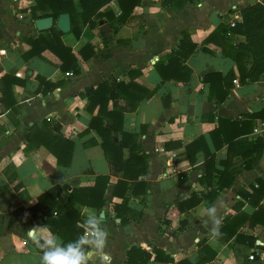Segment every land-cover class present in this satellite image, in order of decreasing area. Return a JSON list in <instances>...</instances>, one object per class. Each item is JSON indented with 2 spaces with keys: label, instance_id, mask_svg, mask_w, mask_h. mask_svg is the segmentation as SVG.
<instances>
[{
  "label": "crops",
  "instance_id": "obj_1",
  "mask_svg": "<svg viewBox=\"0 0 264 264\" xmlns=\"http://www.w3.org/2000/svg\"><path fill=\"white\" fill-rule=\"evenodd\" d=\"M23 2L0 0V78L13 72L22 80L13 85L16 110L3 107L0 91V264H40L42 252L30 238L29 230L33 229L36 235L52 233L42 221L45 210L32 212L43 193L55 185L61 186L63 192L57 205L60 206L72 189L93 185L98 175L111 174L99 134L88 130L99 107L94 113L89 112L83 93L104 80L129 82L133 69L141 71L133 76L134 83L154 91L136 111L127 112L124 117V130L137 135L142 150L149 155L148 172L141 178L146 181V193L134 195L131 189L127 191V220L122 221L116 216L115 204H121L123 199L113 194L121 175H111L107 202L102 209L76 206L83 222L89 214H95L107 229V264H130L128 250L133 246L149 251L154 246L162 249L174 259L166 264H179L184 258L195 262L203 240L218 250L208 264H221L222 259L234 264V258L240 264L237 256L231 258L230 252L237 248L247 253L255 244H218L213 238L214 221L208 210L215 208L214 215L220 221L236 214L238 206L248 214L256 210L239 194L240 189L253 193V185L264 177V147L253 131L236 140L239 147L248 143V168L237 152L229 169L236 175L232 187L223 190L210 205H193L186 216L178 214L172 203L190 200L194 191L206 190L199 180L204 174L205 156L199 152L197 161L191 163L185 146L205 135L211 150L216 152L217 166L223 168L220 161L226 159L228 146L216 151L210 138L219 118L242 119L244 114L258 113L264 108V74L242 82L234 59L239 45L247 42L246 36L240 32L229 34L220 27L232 29L229 23L234 11L241 13L242 8L263 0H194L181 9L164 7L162 0H142L131 17L113 25L108 21L100 23L99 29L107 34L105 41L98 29L88 27L79 39L72 34L64 36L79 60V73L63 71L61 59L50 50L40 56L23 57L31 49L27 39L40 32L29 15L31 7L26 8ZM108 8L119 11L115 0ZM185 30L197 45L186 61L192 69L191 80H163L156 64L177 49ZM88 42L95 54L84 60L79 50ZM229 71L235 74L234 87L226 101L217 105L209 99L210 86L202 79L210 72L226 75ZM46 84L55 86L50 89ZM124 103L111 100L108 108ZM248 121L254 128L264 122L261 117ZM55 125L75 143L69 166L58 165L56 156L43 143L35 145L44 141L36 133L51 132ZM115 136L120 139L121 133L116 132ZM128 157L129 149L125 148L124 158ZM260 203L264 205V199ZM103 211L105 216L101 217ZM49 214L55 216L56 210ZM170 216L173 219L167 223ZM181 218L187 221L183 230ZM263 228L262 224H246L241 232L253 236L256 243L254 231L260 233ZM261 238L264 239V231ZM89 264H100L98 255L91 250Z\"/></svg>",
  "mask_w": 264,
  "mask_h": 264
},
{
  "label": "trees",
  "instance_id": "obj_2",
  "mask_svg": "<svg viewBox=\"0 0 264 264\" xmlns=\"http://www.w3.org/2000/svg\"><path fill=\"white\" fill-rule=\"evenodd\" d=\"M112 0H34L33 5L28 10L31 19L36 20L41 17L53 16L57 20L61 13H69L72 20V29L65 34L56 25L48 30L40 31L37 37H30L27 42L31 49L23 54L28 59L40 56L46 50L52 51L62 61L63 71H73L79 73L81 68L77 56L73 52L72 45L64 41V36L74 35L79 39L84 32V28L98 29L100 36L105 41L107 34L99 29L101 22L108 21L113 25L114 22L131 17L134 8L140 5L142 0H115L119 11L116 13L108 8ZM194 0H162L164 7L181 9L186 3ZM242 21L235 28L221 30L229 34L240 32L246 36L247 42L240 44L237 53L234 55L240 79L245 82L256 79L264 74V0L255 2L241 9ZM230 37V36H228ZM197 45L191 40L187 30L182 32L177 49L167 54L156 64V69L161 74L163 80H175L188 83L191 80L192 69L187 65L188 57L196 50ZM80 55L84 60H89L94 56L95 50L90 42L86 43L80 50ZM251 60V61H250ZM248 64L250 66L248 67ZM141 73L138 69L129 72L132 79L125 81L100 82L96 87H89L83 95L88 99L87 109L94 113L99 107L97 114L90 120L88 130H95L101 138V147L106 159L111 166V174L98 175L93 185L79 186L72 189L69 197L60 206L58 198L63 192V188L55 185L39 197V201L34 207L36 211L45 210L43 224L55 235H59L64 243L74 241L86 230L83 217L77 209V205H85L102 209L107 202L105 198L111 175H121L114 186V196L121 197V204H115L116 216L122 221H126L128 210V199L126 193L132 190L134 195L146 193V181L141 179L148 172L149 155L146 154L137 141V135L124 130V117L127 112H134L140 103L151 97L154 91H149L134 83L133 76ZM235 74L229 71L226 75L221 72H210L206 74L202 81L208 83L209 99L217 105L226 101L231 89L234 87ZM22 80L15 77V73L8 72L0 78V91L3 96V107L5 109L16 110V100L12 94L13 85L21 83ZM52 89L54 84H46ZM124 100L122 106H116L109 110L108 105L111 100ZM261 117L264 121V108L258 113L250 115L244 114L242 119L219 118L218 127L210 132L215 150L228 146L227 157L220 161L223 168L217 166V155L210 148L205 135L197 137L185 146V151L191 163L197 161V153L202 152L205 156L204 174L200 177V183L206 188L202 192H193L191 199L186 201L175 200L172 204L178 214L188 215V210L195 204L210 205L214 203L220 193L232 187L235 183L236 175L229 171L231 162L237 152H240L246 160L248 168V143L239 147L236 143L237 138L248 135L253 131L248 119ZM60 126L55 125L54 130L49 132H37L43 136V142L35 145H43L52 152L58 161V165L69 166L73 159L75 143L63 136ZM116 132L121 133V138L115 136ZM32 133V132H31ZM31 136H29L30 138ZM264 147V140L258 139ZM32 143V141H31ZM168 145V144H167ZM129 149V157L124 158V149ZM243 148V149H241ZM240 196L249 201L256 210L248 214L238 206L237 213L227 215L220 221L218 226L219 236H213L218 244H246L251 247L255 244V238L241 232V228L246 224L256 227L258 224L264 225V205L260 202L264 199V177L258 179L253 185V193L240 189ZM56 210V215L49 214ZM173 218L168 219L170 223ZM84 223V224H80ZM187 225L185 218L180 220V230ZM34 243V242H33ZM35 244V243H34ZM231 244V245H232ZM36 245V244H35ZM38 248V247H37ZM217 247L209 244L206 240L201 242L195 262L189 258L180 260L179 264H208L212 263L218 254ZM40 252L41 249L38 248ZM128 261L130 264H166L173 263L174 259L167 255L162 249L154 246L152 251L146 250L141 246H133L128 250Z\"/></svg>",
  "mask_w": 264,
  "mask_h": 264
},
{
  "label": "clouds",
  "instance_id": "obj_3",
  "mask_svg": "<svg viewBox=\"0 0 264 264\" xmlns=\"http://www.w3.org/2000/svg\"><path fill=\"white\" fill-rule=\"evenodd\" d=\"M215 208H210L208 214L214 221L213 236H219L220 220L214 215ZM86 231L76 240L64 243L57 235H36L33 229L29 236L36 246L42 250L40 264H89L90 250L98 255L100 264H107L110 255L105 251L108 241V231L103 227L99 216L89 214L84 221Z\"/></svg>",
  "mask_w": 264,
  "mask_h": 264
},
{
  "label": "built area",
  "instance_id": "obj_4",
  "mask_svg": "<svg viewBox=\"0 0 264 264\" xmlns=\"http://www.w3.org/2000/svg\"><path fill=\"white\" fill-rule=\"evenodd\" d=\"M19 1H22V0H19ZM23 1H24L23 3L25 4L26 8L31 7L34 3L33 1H30V0H23ZM232 18L233 19L232 21H230L229 25H230V28H235L238 25L239 21L242 20V14L240 12L234 11ZM67 75H72V72H67ZM253 132L256 136L264 140V122L257 124ZM263 231H264V228L260 233H257L256 231H254V236L256 237V243L249 251L247 250V253H246L247 261H249V264H264V239L261 238ZM230 254H231V258L235 257L234 256L235 254L233 253V251H231ZM222 260H223L222 264H229L227 260H224V259ZM234 264H237L235 258H234Z\"/></svg>",
  "mask_w": 264,
  "mask_h": 264
},
{
  "label": "water",
  "instance_id": "obj_5",
  "mask_svg": "<svg viewBox=\"0 0 264 264\" xmlns=\"http://www.w3.org/2000/svg\"><path fill=\"white\" fill-rule=\"evenodd\" d=\"M36 28L39 31H45L56 25V27L63 33L67 34L72 29V20L69 13H61L56 22L53 16L41 17L34 21ZM105 216V212L101 213V217Z\"/></svg>",
  "mask_w": 264,
  "mask_h": 264
},
{
  "label": "rangeland",
  "instance_id": "obj_6",
  "mask_svg": "<svg viewBox=\"0 0 264 264\" xmlns=\"http://www.w3.org/2000/svg\"><path fill=\"white\" fill-rule=\"evenodd\" d=\"M233 250H234L235 256H237L238 262L240 264H248L247 257H246V250L237 249V248H234ZM220 263H221V261H220ZM217 264H219V263H217Z\"/></svg>",
  "mask_w": 264,
  "mask_h": 264
}]
</instances>
